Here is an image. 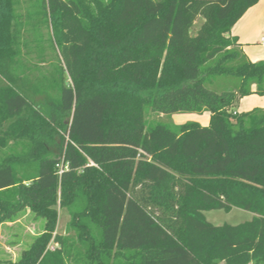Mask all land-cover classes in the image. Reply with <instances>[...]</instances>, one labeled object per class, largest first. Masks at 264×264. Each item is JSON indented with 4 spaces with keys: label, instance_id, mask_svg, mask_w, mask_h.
<instances>
[{
    "label": "trees",
    "instance_id": "trees-1",
    "mask_svg": "<svg viewBox=\"0 0 264 264\" xmlns=\"http://www.w3.org/2000/svg\"><path fill=\"white\" fill-rule=\"evenodd\" d=\"M35 1L59 57L53 96L16 76L18 0H0V141L29 145L0 161V225L44 220L14 264H264V109L235 111L264 95V61L228 37L260 0ZM217 76L239 83L204 86ZM147 109L210 117L146 126ZM57 207L74 237L56 233ZM233 208L252 218L204 216Z\"/></svg>",
    "mask_w": 264,
    "mask_h": 264
},
{
    "label": "rangeland",
    "instance_id": "rangeland-1",
    "mask_svg": "<svg viewBox=\"0 0 264 264\" xmlns=\"http://www.w3.org/2000/svg\"><path fill=\"white\" fill-rule=\"evenodd\" d=\"M107 1V0H102ZM18 20L13 24L12 34L15 36V74L23 78V86L33 90L42 89L44 93L53 96L54 93L47 87L49 81L58 68V55L51 47V31L47 22L36 13L37 4L35 0H18L15 6ZM202 23L198 18L191 30L193 35ZM239 83V79L232 77L217 76L206 80L204 86L215 92L233 90ZM5 82L0 79V89ZM264 96V95H262ZM251 95L243 97L235 108L238 113L249 112L252 109H260L264 105V97ZM208 113V112H205ZM146 126L162 124L169 127L179 126L187 122L205 124V116L197 113H176L162 115L146 110ZM12 120L2 123L0 137ZM203 126V125H202ZM29 145L20 141H0V161L10 154H25ZM56 233L64 237H74L75 233L68 229L69 215L65 209L57 207ZM208 222L215 226L223 224L237 225L252 218L250 212L233 208L226 212L223 210H212L204 212ZM44 220L35 216L28 209L16 215L12 219L0 225V264H14L21 252L29 247L32 240L42 233ZM56 247L50 243L49 249ZM217 264H225L218 262ZM252 264V263H251Z\"/></svg>",
    "mask_w": 264,
    "mask_h": 264
},
{
    "label": "crops",
    "instance_id": "crops-1",
    "mask_svg": "<svg viewBox=\"0 0 264 264\" xmlns=\"http://www.w3.org/2000/svg\"><path fill=\"white\" fill-rule=\"evenodd\" d=\"M228 37L236 41L247 60L264 61V0H260L242 15L230 29ZM260 109H264V105ZM201 116H205V124L202 125L206 126L210 115L204 112Z\"/></svg>",
    "mask_w": 264,
    "mask_h": 264
}]
</instances>
